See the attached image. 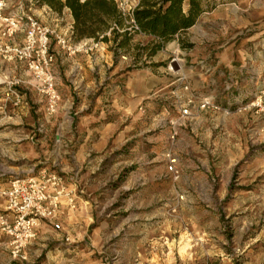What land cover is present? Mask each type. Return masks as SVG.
Returning <instances> with one entry per match:
<instances>
[{
	"label": "rangeland",
	"instance_id": "rangeland-1",
	"mask_svg": "<svg viewBox=\"0 0 264 264\" xmlns=\"http://www.w3.org/2000/svg\"><path fill=\"white\" fill-rule=\"evenodd\" d=\"M5 2L15 15L28 0ZM204 8L153 60L138 41L130 57L115 43L95 63L98 50L76 53L80 68L65 53L52 114L0 58V184L54 173L74 201L24 259L0 234V264H264V0Z\"/></svg>",
	"mask_w": 264,
	"mask_h": 264
},
{
	"label": "built area",
	"instance_id": "built-area-1",
	"mask_svg": "<svg viewBox=\"0 0 264 264\" xmlns=\"http://www.w3.org/2000/svg\"><path fill=\"white\" fill-rule=\"evenodd\" d=\"M111 1L114 2L122 22V26H113L116 32L145 35L134 21L139 0ZM5 10L6 2L0 0V58L5 63L25 68L32 76L36 90L45 97L47 112L52 114L60 98L55 88V76L51 71L54 62V56L50 52L51 36L55 37L57 44L68 56L80 52L92 54L100 49L101 38L73 45L64 36H58L49 27L42 25L33 15L24 12L6 15ZM18 34H23L22 42L17 41ZM179 87L185 92L189 91L188 85L182 81ZM193 106V98L188 97L179 107L180 115L191 116ZM207 106V100H201L196 113ZM0 202L4 204V209L0 211V234L7 239L13 259H24L21 255L36 237L40 224H49L57 231L62 229L58 215L63 202L74 208V201L62 177L45 171L0 184Z\"/></svg>",
	"mask_w": 264,
	"mask_h": 264
},
{
	"label": "trees",
	"instance_id": "trees-1",
	"mask_svg": "<svg viewBox=\"0 0 264 264\" xmlns=\"http://www.w3.org/2000/svg\"><path fill=\"white\" fill-rule=\"evenodd\" d=\"M37 7L46 6L54 12L69 9L74 19L73 37L75 40L93 38L101 23V14L112 18L113 26H122L114 2L106 0H34ZM186 6V8H185ZM206 10L204 0H139L134 12V21L140 31L154 38L150 54H155L179 34L193 27L199 16ZM113 42L123 47L128 42V33L119 34L114 27L111 30ZM121 40L117 42L119 37ZM107 41V38H102ZM144 49V48H138Z\"/></svg>",
	"mask_w": 264,
	"mask_h": 264
},
{
	"label": "crops",
	"instance_id": "crops-1",
	"mask_svg": "<svg viewBox=\"0 0 264 264\" xmlns=\"http://www.w3.org/2000/svg\"><path fill=\"white\" fill-rule=\"evenodd\" d=\"M86 0H79V3H83ZM110 3L111 0H106ZM64 2V0H62ZM17 13H21V11H24L26 13H31L32 15H37L40 17V22H44L45 26H48L49 28H52V30L55 32L58 36H64L70 44H78L80 42H91L96 41L92 37L83 39V40H75L73 37V25H74V19L71 15V12L67 8H63L61 12L57 13L52 11L50 8L46 6L37 7L35 5L34 0H28V2L24 3H18ZM23 13V12H22ZM99 28L95 32L94 36L97 37V40L100 39V43L102 45V48L95 52L93 63L99 61L103 57L105 60L110 58V53L106 50L108 46H110L113 42V38L111 36V30L113 28V21L112 18L105 16L104 14H101V23L98 26ZM121 35V34H120ZM23 34H18L16 39L18 42H22L23 40ZM107 38V41H102V38ZM122 37L120 36L117 39V42L121 40ZM128 42L125 44L123 48V53L125 57H130V52L127 49L128 47L133 46L132 43H135V41H138L136 44H134V47L137 48H144L142 50L144 51L143 59L153 60L154 58L158 57L160 54V51H157L155 54H150V49L152 48V44L155 43L154 38L152 36L147 35H137L134 33L128 34ZM149 45V43H151ZM150 48V49H149ZM106 50V51H105ZM50 52L54 56V62L51 66V71L53 72L57 85H63L64 82H61L60 78L62 76L63 69L60 66L62 64V60L65 59V51L60 48V46L57 44L55 37H53L50 41ZM127 52V53H126ZM70 59L71 62L75 63L77 68H80L81 63L83 61H86V63L90 64L91 61L88 57L82 56L80 54L75 55L73 58H66ZM84 65V64H82ZM83 71H77V74ZM93 74L91 70L88 71V75ZM70 87V85H68ZM4 209V204L0 202V211Z\"/></svg>",
	"mask_w": 264,
	"mask_h": 264
}]
</instances>
